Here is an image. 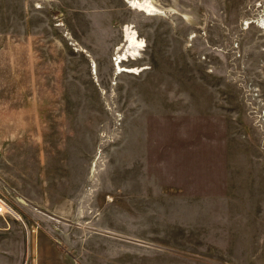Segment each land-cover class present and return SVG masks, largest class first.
I'll use <instances>...</instances> for the list:
<instances>
[{"label":"rangeland","instance_id":"rangeland-1","mask_svg":"<svg viewBox=\"0 0 264 264\" xmlns=\"http://www.w3.org/2000/svg\"><path fill=\"white\" fill-rule=\"evenodd\" d=\"M153 1L0 0L13 264H264V0Z\"/></svg>","mask_w":264,"mask_h":264},{"label":"bare ground","instance_id":"bare-ground-1","mask_svg":"<svg viewBox=\"0 0 264 264\" xmlns=\"http://www.w3.org/2000/svg\"><path fill=\"white\" fill-rule=\"evenodd\" d=\"M131 7L138 9L147 13L148 15H156L164 13V10L158 6L153 0H125ZM258 25L264 29V18L258 21ZM124 44L123 46L119 45L116 48V57L115 63L117 65L116 73H137L139 69L123 67L121 64L124 62H129L131 59H136L141 55L145 47V41L143 38H140L137 31L133 29L130 25H126L123 28ZM85 51V49H82ZM92 71L93 74L97 75V64L92 62ZM7 208L0 201V209L5 210ZM8 210H10L8 208ZM12 215L19 217V215L12 210Z\"/></svg>","mask_w":264,"mask_h":264},{"label":"crops","instance_id":"crops-1","mask_svg":"<svg viewBox=\"0 0 264 264\" xmlns=\"http://www.w3.org/2000/svg\"><path fill=\"white\" fill-rule=\"evenodd\" d=\"M33 248V246L31 247ZM4 250V249H3ZM55 250L57 251V256L60 260V264H72L71 262H69V259L66 258V256H64L62 253L59 252V248L58 246H55ZM11 253V252H10ZM9 255V254H8ZM3 256V257H2ZM17 256V255H15ZM42 261L40 262H37V264H50V260L49 258H47L46 256H42ZM6 258V259H5ZM17 259V258H16ZM16 259H13V262L16 260ZM30 259V258H29ZM12 262V255L11 256H6V254L4 255H1L0 254V264H13ZM32 263V262H31ZM17 264H29V261H24V259L22 261H20L19 263Z\"/></svg>","mask_w":264,"mask_h":264},{"label":"built area","instance_id":"built-area-1","mask_svg":"<svg viewBox=\"0 0 264 264\" xmlns=\"http://www.w3.org/2000/svg\"><path fill=\"white\" fill-rule=\"evenodd\" d=\"M0 201H1V202L7 207V208H5V210L0 209V215H1L0 218H2V220H3V219H6V215H7V214L12 215V210H13V209H12V207L8 206L7 203H6L5 201H3V200H1V199H0ZM8 208H9L10 210H8ZM13 211H14V210H13ZM2 215H5V216L2 217ZM4 217H5V218H4Z\"/></svg>","mask_w":264,"mask_h":264}]
</instances>
